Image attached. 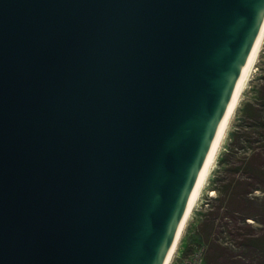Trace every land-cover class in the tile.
Listing matches in <instances>:
<instances>
[{"label":"water","instance_id":"1","mask_svg":"<svg viewBox=\"0 0 264 264\" xmlns=\"http://www.w3.org/2000/svg\"><path fill=\"white\" fill-rule=\"evenodd\" d=\"M264 0H0V264H163Z\"/></svg>","mask_w":264,"mask_h":264},{"label":"trees","instance_id":"2","mask_svg":"<svg viewBox=\"0 0 264 264\" xmlns=\"http://www.w3.org/2000/svg\"><path fill=\"white\" fill-rule=\"evenodd\" d=\"M241 111L219 159L214 202L185 247L188 255L201 252V264H264V81Z\"/></svg>","mask_w":264,"mask_h":264},{"label":"bare ground","instance_id":"3","mask_svg":"<svg viewBox=\"0 0 264 264\" xmlns=\"http://www.w3.org/2000/svg\"><path fill=\"white\" fill-rule=\"evenodd\" d=\"M264 44V23L262 25V28L260 30V33L258 37L256 38L250 53L247 57L246 62L244 63L241 71L239 72L232 91L230 93L226 108L224 110V113L219 121V124L217 128L215 129V132L213 134V138L211 141L210 149L208 151V154L205 158L204 163L201 165L196 178L194 180V183L192 185V189L189 193V196L186 201V205L183 211V215L181 217V220L179 222L177 231L175 233L174 239L172 240L170 249L168 251V255L164 261L163 264H171L174 254L177 250V247L181 241L184 229L186 227V224L189 220V217L191 216L192 211L194 210V206L201 195V192L203 191L204 187L206 186L211 170L213 168V165L216 161L217 152L220 148L221 142L225 136V133L227 131V128L229 126L230 120L232 118V115L237 108V105L241 99V96L243 92L245 91V88L247 86L248 81L250 80L254 68L256 67L257 61L259 59L262 47ZM215 192V191H212Z\"/></svg>","mask_w":264,"mask_h":264},{"label":"rangeland","instance_id":"4","mask_svg":"<svg viewBox=\"0 0 264 264\" xmlns=\"http://www.w3.org/2000/svg\"><path fill=\"white\" fill-rule=\"evenodd\" d=\"M263 81H264V44L259 59L257 61L256 67L254 68L253 74L247 83L245 91L243 92L241 99L237 105V108L235 109L232 115L225 136L221 142L220 148L217 152L216 161L211 170L209 180L206 186L204 187L203 191L201 192V195L199 196L194 206V210L192 211L191 216L189 217L181 241L177 247V250L174 254V258L171 264H201V252H198V254L188 255L186 254L185 247H187L188 244L190 245L191 238L194 235V232L196 231V226L198 225V223L200 222V220L204 215V212H206V209L208 208V202H212V201L214 202V200L211 199V197H215L217 194L216 190L213 187L217 183L213 180L214 178L217 177L219 178L224 174L223 167L220 165L219 159L223 156L224 153L228 151V148L232 140L231 133L232 131L237 129V125L240 122V116L242 114L241 108L245 104V102L255 100L257 96V89L260 87ZM213 190L215 192H212Z\"/></svg>","mask_w":264,"mask_h":264},{"label":"built area","instance_id":"5","mask_svg":"<svg viewBox=\"0 0 264 264\" xmlns=\"http://www.w3.org/2000/svg\"><path fill=\"white\" fill-rule=\"evenodd\" d=\"M251 221H253V220H251Z\"/></svg>","mask_w":264,"mask_h":264}]
</instances>
